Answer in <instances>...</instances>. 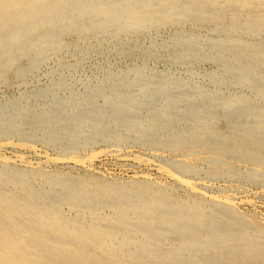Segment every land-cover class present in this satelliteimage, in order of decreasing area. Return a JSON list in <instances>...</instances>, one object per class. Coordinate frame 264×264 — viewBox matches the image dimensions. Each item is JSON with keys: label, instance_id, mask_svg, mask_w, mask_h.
Masks as SVG:
<instances>
[{"label": "bare ground", "instance_id": "obj_1", "mask_svg": "<svg viewBox=\"0 0 264 264\" xmlns=\"http://www.w3.org/2000/svg\"><path fill=\"white\" fill-rule=\"evenodd\" d=\"M0 88V264H264V0H0Z\"/></svg>", "mask_w": 264, "mask_h": 264}, {"label": "rangeland", "instance_id": "obj_2", "mask_svg": "<svg viewBox=\"0 0 264 264\" xmlns=\"http://www.w3.org/2000/svg\"><path fill=\"white\" fill-rule=\"evenodd\" d=\"M42 73H43V75H42ZM40 75H42L41 76V78H40ZM38 77H39V81H40V83H44L45 81H46V76H45V74H44V69L43 70H41L40 72H39V74H38ZM45 79V80H44ZM44 80V81H43ZM2 90V91H1ZM5 92V93H4ZM7 93V94H6ZM0 95H2V96H0L1 98L3 97V96H5V95H8V90H6V89H4V88H0ZM99 148H101V147H99ZM6 152V153H5ZM22 152V153H21ZM28 151H20V153L22 154L21 156H23V159H24V161L25 162H27V163H30V164H35V162H37L38 163V160H39V158L41 159L42 157H43V153H41L42 152V150H41V147H37V151L36 152H34V153H32V152H28ZM12 153V154H11ZM25 153V154H24ZM123 153H125L126 154V156L125 157H119V158H117V157H115V156H111V155H99V156H101V157H97L96 159H93L92 161H91V163H89V164H87V165H89V166H87V165H85V166H82L83 168V170H81L80 171V169H79V171L78 172H84V170L85 171H87V172H89V173H94L93 175H98V176H102V175H104L103 177H107V178H109V179H114V180H117V179H119V180H128V179H130V178H136L137 176H139V177H137V178H140V177H144V176H146L147 178H149V177H152V178H149L150 180H152V181H162V182H165V180H166V182H169L170 180L168 179V178H166V177H164L159 171L157 172V170L155 171V166H154V164L152 165V164H150V163H147L146 165L145 164H137L136 162H135V158H134V156H135V154L137 153V150H125ZM2 154L4 155V157H6V158H9V159H12L13 160V155H14V152H13V150L12 149H6L5 151H3L2 152ZM33 154H35V155H33ZM40 154V155H39ZM9 156V157H8ZM27 158H26V157ZM36 158H34V157ZM106 156V157H105ZM127 156H131L132 157V159H131V157L129 158V157H127ZM116 159H115V158ZM26 158V159H25ZM33 158V159H32ZM118 159V160H117ZM127 159V160H126ZM35 160V161H34ZM98 162H97V161ZM116 160V161H115ZM122 160V161H121ZM131 160V161H130ZM123 166H122V165ZM125 164H127V165H125ZM120 165V166H119ZM137 165V166H136ZM59 167H60V165H58ZM116 166V167H115ZM133 166V167H132ZM136 166V167H135ZM93 167V168H92ZM115 167V168H114ZM121 167L123 168V170H124V172H122V170H121ZM139 167H141L140 169H139ZM145 167V168H144ZM153 169H152V168ZM66 167H64V168H62L61 167V169H63V170H67V169H65ZM86 168V169H85ZM149 168H151V169H149ZM91 169V170H90ZM129 169V170H128ZM144 169V170H143ZM145 172H143V171ZM92 171H94V172H92ZM134 171V172H133ZM142 171V172H141ZM148 171V172H147ZM75 172H77V171H75ZM108 172V173H107ZM150 172V173H149ZM136 175H135V174ZM145 174V175H144ZM161 174V175H160ZM143 175V176H142ZM161 178H160V177ZM157 177V178H156ZM258 191V192H257ZM253 192V193H252ZM256 193V194H255ZM261 194V195H260ZM256 195V196H255ZM247 196H248V198H247ZM252 196V197H251ZM260 196V197H259ZM237 197V199H236V206H237V208L240 210V211H243V212H245V213H247L248 211V214L250 213L251 215H256V217L257 218H259V219H261V220H263L264 221V191L262 192V191H259V189H254V188H251V190L249 191H247V193L246 194H244V195H237L236 196ZM239 197V198H238ZM255 197H256V199H255ZM258 197V198H257ZM244 198H245V200H246V202H249V203H245V200H244ZM252 198H253V200H252ZM239 199H241L240 201L242 202H240L239 201ZM262 199V200H261ZM243 200V201H242ZM250 200V201H249ZM251 200H252V202H251ZM258 201V202H257ZM247 205V206H246ZM251 206V207H250ZM257 206V207H256ZM261 208V209H260ZM263 209V210H262ZM261 213V214H260ZM263 215V216H262ZM263 218V219H262Z\"/></svg>", "mask_w": 264, "mask_h": 264}]
</instances>
